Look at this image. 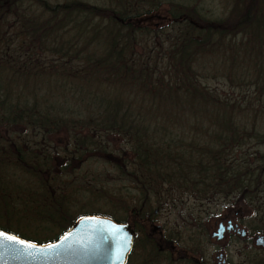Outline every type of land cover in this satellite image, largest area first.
<instances>
[{
	"label": "trees",
	"instance_id": "obj_1",
	"mask_svg": "<svg viewBox=\"0 0 264 264\" xmlns=\"http://www.w3.org/2000/svg\"><path fill=\"white\" fill-rule=\"evenodd\" d=\"M98 159L131 189L124 215L71 210L67 177ZM231 193L262 212L264 0L218 18L181 0H0V229L43 243L86 213L132 223L140 203L198 226L184 199Z\"/></svg>",
	"mask_w": 264,
	"mask_h": 264
},
{
	"label": "flooded vegetation",
	"instance_id": "obj_2",
	"mask_svg": "<svg viewBox=\"0 0 264 264\" xmlns=\"http://www.w3.org/2000/svg\"><path fill=\"white\" fill-rule=\"evenodd\" d=\"M229 197L233 200V194L225 199ZM261 198L262 212L255 210L257 205L250 204L249 213L264 216V195ZM205 200L214 202L216 199ZM168 205L140 203L129 208L133 222L127 224L133 229V243L125 264H264V245L256 243L258 236L264 237V221L262 229L243 226L237 217L239 208L232 209L230 214L218 215L210 237L219 243L207 247L203 228L199 227L195 232L187 230L185 237L179 236L159 219L162 208Z\"/></svg>",
	"mask_w": 264,
	"mask_h": 264
},
{
	"label": "rangeland",
	"instance_id": "obj_3",
	"mask_svg": "<svg viewBox=\"0 0 264 264\" xmlns=\"http://www.w3.org/2000/svg\"><path fill=\"white\" fill-rule=\"evenodd\" d=\"M48 3H57V2H64L65 0H46ZM85 2L91 3V4H105L107 0H84ZM184 2H193L198 4V7L202 14L205 17L208 18H218L224 16L228 9L229 1L230 0H181ZM35 8H39L38 5L34 3L33 5V11L37 12ZM69 27H66L65 30H68ZM73 32V31H72ZM63 37L67 39L70 37L69 33H62ZM50 40V39H49ZM56 42H59V37L56 38ZM53 44L55 43L52 42ZM46 49L44 48L45 52L41 53V57L44 59L46 58ZM50 56V55H49ZM49 59V58H48ZM208 85H214L216 80L214 79H208L205 81ZM38 83L41 84L44 88H51L50 82L47 81L45 78H40L38 80ZM83 90L85 89L84 86L81 87ZM64 134L59 133L53 137L54 141L61 142L64 140ZM62 144V143H61ZM61 155H58V159ZM105 157V156H104ZM106 159H98L94 160L92 162H86L85 164H81L76 166L77 170L69 174L67 178L71 180V182L65 183L67 186L64 187L66 189L67 193H72L73 189H79V192L76 196V201L72 204L71 210L77 211L79 209H85L87 211H95L98 210L100 212H107V213H113L118 216L124 215L125 213L122 211L117 210L119 208L118 204L123 202V200L128 196L127 192L131 191L129 185L126 183H120L112 180V176H114V173L111 170V167L109 164H106ZM80 168V170H78ZM83 175L84 177H82ZM82 177V181H80ZM104 181L102 184L99 182ZM97 181V182H96ZM81 183V184H80ZM90 183L93 184L97 183L94 187L95 189L98 187H102L103 190L107 191L108 193H112L113 199L109 201L107 199H96L92 200V195L88 191L85 190L90 188ZM56 186H53V188ZM92 188V187H91ZM93 189V188H92ZM94 190V189H93ZM95 193V191H94ZM233 194V193H231ZM230 194V195H231ZM120 198V203L117 200L118 197ZM237 197H233V200L231 197L226 200L223 197H217L216 200L213 201H198L193 198H185L186 200L184 202V206L186 208L193 207V214L196 213H202L203 219L200 217V223L197 226L195 222L188 218L189 215H186L184 212H181V214H177L175 212V209L171 207V205L165 206L161 210V214L158 216L161 221H164L166 223V226L171 228V230H174L179 234V236H184L186 234L187 230H191L193 232L197 231V228L201 227L204 230L203 239L205 242V245L208 247L210 244H217L215 238L210 237V232L214 229V221L217 220L218 215L222 214H230L232 212V209L239 208L240 214L237 216L240 221L244 223L243 226L252 225L253 227L257 226V228H263V221L264 216L261 213H249V204L244 201H239L236 199ZM127 199V198H126ZM231 199V202L229 200ZM117 207V208H116ZM178 208L179 205L177 206ZM93 209V210H92ZM198 211V212H197ZM200 213V214H201ZM201 214V215H202ZM232 215V214H231ZM234 215V214H233ZM187 217V219H186ZM263 232V231H260ZM54 234V233H53ZM52 235V234H50ZM50 235H43L50 236Z\"/></svg>",
	"mask_w": 264,
	"mask_h": 264
},
{
	"label": "water",
	"instance_id": "obj_4",
	"mask_svg": "<svg viewBox=\"0 0 264 264\" xmlns=\"http://www.w3.org/2000/svg\"><path fill=\"white\" fill-rule=\"evenodd\" d=\"M132 236L129 224L94 213L77 216L67 230L43 243L0 229V264H125ZM256 243L264 245V237Z\"/></svg>",
	"mask_w": 264,
	"mask_h": 264
},
{
	"label": "snow or ice",
	"instance_id": "obj_5",
	"mask_svg": "<svg viewBox=\"0 0 264 264\" xmlns=\"http://www.w3.org/2000/svg\"><path fill=\"white\" fill-rule=\"evenodd\" d=\"M9 239H14L13 237H9Z\"/></svg>",
	"mask_w": 264,
	"mask_h": 264
}]
</instances>
